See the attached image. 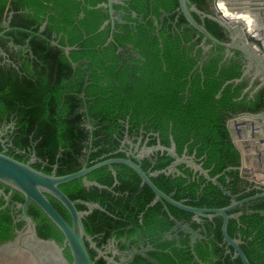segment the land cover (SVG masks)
I'll return each mask as SVG.
<instances>
[{
  "label": "trees",
  "instance_id": "1",
  "mask_svg": "<svg viewBox=\"0 0 264 264\" xmlns=\"http://www.w3.org/2000/svg\"><path fill=\"white\" fill-rule=\"evenodd\" d=\"M100 1L0 0V30L10 26L6 34L13 42L32 51V55L28 51L22 54L18 48L19 55H15L12 49L7 50L15 65L0 61V120L14 118L15 142L21 145L30 142L36 156L45 160L43 167H40L41 161L33 163L34 167L50 173L56 164V174H64L80 168L86 155L87 165H90L121 154L117 148L126 123L129 133L139 127L144 132L156 131L159 142L164 145H169L171 135L178 153L187 143L188 151L195 149V155H203V166L210 167L211 175L230 165L218 179L233 193L240 191V182L248 180L240 175L239 153L226 120L233 114L254 112L264 107V84L249 93L259 78H255L246 89L250 79L242 75L245 58L241 51L232 48V53L225 55L224 46L211 44L203 65L194 69L188 79L187 74L198 60L202 47L198 46L195 54L191 50L202 35L188 23L182 12H171L178 0H122L113 3V7L126 13L121 16L124 21H114L112 39L106 43L110 23L97 30L109 16L107 8L94 7ZM210 1L188 0L208 12ZM162 10L170 11V14L163 18L157 35L152 15L158 22ZM8 11L12 15L5 25L1 20ZM150 13L152 15L146 18ZM192 14L212 35L228 39L227 30L217 21L208 17L201 19L193 11ZM167 19H170L169 23ZM53 31L55 37H51ZM55 38L57 43L53 44L51 39ZM4 41L6 39L0 37L2 46ZM127 44L143 57L130 55L132 65L126 58H122L119 64L121 53L116 49ZM60 45L74 47L67 56ZM79 59L84 60L85 69L82 64L72 65ZM238 77L240 79H236ZM88 80L90 82L84 85ZM81 90L87 96L85 99L80 95ZM86 117H89L90 127ZM154 142L156 138L150 137L148 143ZM172 158L166 150H158L152 166V161L144 157L141 167L146 171L160 169ZM111 166L115 169L116 182L107 164L86 173L88 179L110 188L84 185L81 177L58 185L75 200L78 209L87 208L82 200L96 201L102 206L93 207L82 216L84 229L90 235L102 232L100 239L108 235L129 236L136 232L141 236H152L169 226L157 225L153 219L165 211L164 204L174 214H190L162 200L145 208L154 195L151 188L144 183L138 190L140 176L129 165L112 162ZM188 169L186 165L184 172L190 175ZM150 178L162 191L170 193L173 190V198H185L192 205L222 206L230 199L229 194L211 181L202 188V194L197 193L202 177L187 180L182 173L159 172ZM256 191L251 188L239 197ZM47 195L55 208L70 221L65 207ZM248 207L264 209V196L249 200ZM28 211L37 218L43 216L45 225H54L36 204L30 205ZM215 220L216 225H207L210 231L205 233L208 234L206 243L211 247L204 249L195 244L196 254L210 264H241L239 256L225 252L222 218L218 215ZM0 225L6 223L2 221ZM237 231L241 233L240 246L249 262L264 264V217L257 212L241 214L239 220L230 217L227 232L234 236ZM49 232L52 230L43 229L39 233L46 236ZM188 246L174 247L172 254L165 253V263L190 264L192 253ZM91 252L95 251L91 249ZM156 257L160 264H165ZM192 264L199 263L194 261Z\"/></svg>",
  "mask_w": 264,
  "mask_h": 264
},
{
  "label": "water",
  "instance_id": "2",
  "mask_svg": "<svg viewBox=\"0 0 264 264\" xmlns=\"http://www.w3.org/2000/svg\"><path fill=\"white\" fill-rule=\"evenodd\" d=\"M218 1L222 2L228 10L238 13V15H225L223 10L218 6ZM115 2H122V0H102L94 5V7L103 6L107 8L109 14L108 18L104 19L97 29L99 30L108 22L110 23V32L105 43L112 39L114 21H124L121 17V12L113 7V3ZM212 3V12L204 11L198 8L194 3L188 2V0H178V5L175 7V10L182 12L188 23L195 27L202 35L199 43L202 47L201 54L196 63L189 70L187 78L190 79L193 70L202 66L204 59L209 53V46L216 43L225 47V55L231 53L232 48L240 50L245 58L246 69L254 67L255 74L262 73L264 80V0H212ZM192 11L196 12L201 19H203V17H208L221 24L227 30L228 39H219L212 35L204 26L203 22L198 21L193 16ZM80 14H82V11ZM10 16L11 12H9V18ZM244 16L251 18V24L246 21ZM43 25L41 28H43ZM8 28H10V26L6 29ZM4 30L0 31V36L3 35ZM156 33L159 35L158 31ZM207 40L209 42H206ZM52 42L56 43V41ZM9 43L15 47L18 46L11 38L9 39ZM159 45L162 47L160 37ZM72 47L74 46H64V52L66 55ZM117 49L122 52L120 46ZM1 52L5 53L4 51ZM245 72L246 70L242 72V75ZM240 77L236 79H240ZM228 81L229 80L225 81V83ZM188 84L189 81L186 88ZM83 95L84 93L82 91L81 96L83 97ZM83 109L87 112L86 106H84ZM87 119L89 120V117ZM226 126L232 141L238 147L242 155V163L239 166L242 171V176L253 181V188L258 189V191L237 200L235 195L232 194L229 189H226L217 177H211L206 169L200 164L186 159L187 163H191L195 170L202 172L204 176L216 184L221 190L230 194V202L220 207H197L189 205L183 201L184 199L177 200L173 198L171 194L162 191L151 180L150 176L156 175L158 172L169 173L172 169L175 170L176 167H173L172 163L179 160H185L184 156L180 157L174 150L175 145L171 136L170 146L162 145L159 142L155 146L165 149L172 155V157H174V160L167 167L153 170L151 172H146L141 167V160L144 156V154L141 153L129 154L124 151V155L105 157L90 165L84 163L80 168L74 171L64 174H56L55 168L52 172L46 173L41 169L32 166L30 161H22L0 151V182L21 192L24 196V201L20 202L18 205L22 208V216L28 225L26 230L19 232L15 237V240L0 245V253H12L14 251H19L21 253L27 251L30 253V256L33 255L35 258L37 257L36 261H38L37 263L39 264H96L89 256L84 240H87L89 245L93 246L98 252H100V249L95 246L91 236L86 233L82 222V216L90 212L93 207L102 208V206L96 201L82 200L87 208L78 209L75 205V200L71 199L62 189H60L58 184L76 177H81L82 184L84 185L95 184L98 187L110 188L106 184L100 183L97 180L88 179L86 173L98 166L107 164L111 168L114 175V182H116L115 169L112 168L111 163L122 162L132 167L139 174L140 183L138 190H140L142 185L146 183L153 191L154 195L145 208L154 204L158 200H162L165 203L192 212L194 217H197L200 214L208 216L216 214L221 215V233L223 241H226L227 245H229L226 251L232 252V256H239L241 264H251L240 246V242H242L241 239L231 237L228 234L227 221L230 216L238 217L241 213L257 212L264 217V209H251L245 207L247 201L264 196V109L258 112L245 111L230 116L226 120ZM126 133L122 141H127L131 144L132 141L127 138ZM123 143L124 142H122V144ZM155 146H148L144 141L142 148L152 150ZM252 173L259 174L260 176L253 175ZM47 194L56 198L65 207L70 216V221H68L53 206L48 199ZM29 200H32L61 231L63 241L69 249L71 260L67 259L63 254L62 247H60L54 240L45 239L36 233L31 217L26 214V204ZM235 206L239 207L238 211L227 213V210ZM182 229L190 230L192 239L193 235H198L195 230L187 225H182ZM192 245L193 241L190 243L191 251L198 259ZM138 251L142 252L140 249ZM142 253L157 263L153 257L145 252ZM198 260L201 264H207L200 259Z\"/></svg>",
  "mask_w": 264,
  "mask_h": 264
},
{
  "label": "flooded vegetation",
  "instance_id": "3",
  "mask_svg": "<svg viewBox=\"0 0 264 264\" xmlns=\"http://www.w3.org/2000/svg\"><path fill=\"white\" fill-rule=\"evenodd\" d=\"M211 4H213L212 0L210 1V11L209 12L213 11ZM119 11L121 12V16L126 13V11H124L122 9H119ZM173 11H176L175 8L171 12H173ZM9 12H11V11H8L4 15V17L2 18V20H1L2 24H5V25L8 24L9 19H10L9 18ZM134 13L135 12H132V15H135ZM169 14H170V11L162 10L160 13L158 22H157L156 16L152 15L151 13L146 17V18H149V16H151V15L153 16L154 23L157 25L155 33L160 28V26L163 22V18L165 16H168ZM11 15H12V12H11ZM45 22L46 21L44 20L42 22L41 26L43 24H45ZM169 22H170V19H167V23H169ZM173 24L174 23L172 21L171 25H173ZM7 27H9V26L7 25L6 27L1 29L0 31L6 29ZM6 31H7V29L4 30L3 35L0 36L1 38L6 39V41H4V46H2L0 44V55H2L0 58L1 62H11L12 64L15 65V62H13L10 59V57L8 56L9 53L7 50H11V49L13 50L12 52H13V54L15 53V55H19L18 54L19 52L17 51L18 48L21 49L22 54H24L26 51H28L29 54L32 55V51L29 50L27 47H25V45L17 44L18 46H16V47L11 45L9 43V39L10 38L12 39V37L10 35L6 34ZM55 36H56V34L53 31L51 33V37H55ZM194 38L195 37H193V39ZM12 41H13V39H12ZM52 41H56V43H57V38L51 39V42ZM200 41H201V39H200ZM200 41L192 48V50H191L192 54L196 53L197 47L200 46V44H199ZM56 43H53V44H56ZM5 45H6V47H5ZM64 46H61L63 48V52H64ZM120 47L122 48V52L118 51V49H116V51L121 53V60H120L121 63H122V58H126L128 60V62L132 65L133 61L129 58L130 55H134L140 59L143 58L142 56H140V54H138L136 52L137 51L136 48H133L131 46V44H127L124 47H122V46H120ZM1 51H4L5 53H2ZM68 53H69V51H68ZM209 53H210V50H209ZM231 53H232V51H231ZM200 54H201V51H200ZM67 56H68V54H67ZM83 61H84L83 59H79L77 61L72 62V65L75 66L77 64H82ZM120 61H119V64H121ZM82 67L85 69L86 65L82 64ZM244 70H246V72L243 75L249 76V79H250L249 84L246 87V89L249 88V86L252 84V82L255 78H259V81L254 85L252 90L249 92L251 94L260 85L264 84L263 76H262V73L255 74L254 67L246 69L245 61H244V65H243V71ZM88 73L89 72L87 71L85 78H87ZM88 82H90V81L89 80L86 81L84 85L88 84ZM186 90H187V88H185V92H186ZM82 91L84 93V90H81L80 95H81ZM85 97H87V96H85V93H84L83 98L85 99ZM263 109H264V107H262L261 109H259L257 111H254V112L262 111ZM243 112H245V111H243ZM249 112H251V111H249ZM236 114H238V113H236ZM233 115H235V114H233ZM233 115H231V116H233ZM124 124H125L124 134H123V137H122V139L119 143V146L117 148V150L120 151L121 154H117V155H124L125 152H127L129 154L141 153V154H144L142 159L144 157H148L152 161L151 162V166H152V164L154 163L155 157H156V152L158 150L160 152L165 150V149L158 148L155 146L159 142L158 133L156 131L144 132V129L142 127H139L137 130H133L132 132L129 133V131H128L129 126L126 123H124ZM87 126L90 127L89 120L87 121ZM126 131H127V133H126ZM16 133H17V131L14 129V118L13 117L10 116L7 119L2 118L0 120V151L4 152L10 156H13L14 158H17L19 160L30 161L31 165L37 161H41L40 167H43V165L45 164V160H41L38 156H36L33 148L31 147L30 142L25 143L23 145L15 142L14 138H15ZM125 133L127 134V138L132 141L131 144L128 143L127 141H122L124 136H125ZM31 134H33V131ZM150 137H155L156 142L148 143V140ZM144 141H145L146 145L155 146V147L152 150L142 148ZM122 142H124V143L122 144ZM162 145H164V144H162ZM174 145H175V143H174ZM166 146H170V143H169V145H166ZM235 147L237 148L238 153H239V158H238V160H239L238 168H239V166L242 163V157H241L242 155H241V152L238 149V147L236 145H235ZM174 150L176 151L175 148H174ZM176 153L180 157L184 156L185 160H179V161L172 163V166L176 167V169L175 170L172 169L170 172H176V174L182 173L183 175H185L187 177V180H190L193 178L200 179L202 177V181H200L199 188L196 189V192L200 193V194H202V188L205 186V184H207L211 180H209L206 176H204V174L202 172H199V170H195V168L191 165V163H189V162L187 163L186 159L189 161H194V162L200 164L204 169H206L207 173L211 177H217V179H218V176L221 173H223L225 169L230 168V165H228L222 171H219V172L211 175L209 173L210 167H204L203 166V155H198V156L195 155V149H192L191 152L188 151L187 143H185V145L182 148V151L180 153H178L177 151H176ZM86 156L84 158H82V160H81L82 164H84V163L87 164ZM173 160H174V157L165 167L170 165ZM141 162H142V160H141ZM181 163H183V165L180 166ZM186 165L189 168L188 170H190V175H188L187 173L184 172ZM54 168H56V164H53V168L51 169L50 172H52V170ZM153 170H158V169L154 168V169H150L149 171H146V170L145 171L151 172ZM239 172H240V175L242 176V173H241L242 171L240 168H239ZM253 175L260 176L259 174H253ZM242 177H244V176H242ZM228 178L229 177L227 176V180H228ZM247 180L248 181L240 182L242 189L236 193H233L228 188V186H226L224 184H223V186L226 189H229L231 191V193L235 195V198L237 200H239L242 197L248 196V195H243V196L239 197V195H241L243 192L248 191L249 189L253 188V181H251L249 179H247ZM172 191L169 194L172 195ZM221 191H223V190H221ZM257 191H258V189H257ZM16 194L18 195V197ZM47 197L49 199L48 195H47ZM197 198L199 199V196ZM180 199H184L183 201L185 203H187L185 198H180ZM180 199H177V200H180ZM23 201H24V196L22 195L21 192H19L15 189L9 187L8 185L0 182V224L2 223V221H4L6 223V225H0V245H2L3 243H7L9 241L15 240V237L19 234V232H22L28 228V225L22 216V208L18 205L20 202H23ZM229 202H230V199H229ZM187 204H189V203H187ZM30 205L35 206V204L32 200H29L26 204V214L31 217V219L34 223L36 233L45 239L54 240L60 247H62L63 254L67 257V259L71 260L69 249L63 241V235L61 234V231L55 225H45L46 220H43V216H39V218H37V216H34L33 214L29 213L28 207ZM189 205H192V204H189ZM193 206H197V207H220V206H207V205H193ZM222 206H224V205H222ZM174 207L176 209H181V208H178L176 206H174ZM245 207H248V201L245 203ZM233 208L227 210V213H233V212L238 211V209H239L238 206H235ZM164 210H165L164 212L158 213L157 215H155L153 217L154 223L157 225H165L166 224L169 226L166 229L159 230L157 233L153 234L152 236H141L140 234H138L136 232L135 234H131L129 236H126L125 234L119 235L117 237H115L114 235H108L104 239H100L102 232H95L92 235H90L89 233L86 232L87 234H89L91 236V239L94 241L95 246L100 249V252H98L93 246L89 245V242L87 240H84L89 256L92 258V260H94V262L96 264H99V261L101 262L100 264H151V263L160 264V262L156 256L160 257L163 260V262L165 263V260L167 259L165 256V253L169 252L172 254V249L174 247H176V249L181 248V246H184V248H186V245L188 244L189 245L188 248H189L190 252L192 253L191 246H190L191 241H193L192 247H193L194 252H195V249H194L195 244L200 246V248H204V249H205V247H209V248L211 247L210 243L209 244L206 243V241L208 242V236H207L208 234L206 235L205 233H208L210 231L209 230L210 228L207 227V225H216L215 216H218L219 214L212 215V216L200 214L197 217H194L192 212L184 210V209H181V210L190 212V214H187V213L181 214L180 212H177L174 214L173 212H171L169 210V208L166 204H164ZM241 214H244V213H241ZM241 214H239V216ZM41 215H44V214L42 213ZM239 216L235 217V218L237 220H239ZM230 217H233V216H230ZM182 225H187V226L191 227L193 230H195L198 233V235H193V239H192L191 238V231L182 229ZM43 229L52 230V232H49V234H47L46 236H42V235H40L39 232H40V230H43ZM94 237H97V238L95 239ZM231 237L240 238L242 241L241 233L239 231H237L236 234L234 236H231ZM197 240H199V242H197ZM181 242H184V244H182ZM223 242H224V246H225V252H227L226 249L229 247V245H227L226 241H223ZM91 249H93V251H95V252L94 253L91 252ZM139 249L142 250V252H145L146 254L153 257L157 261V263L154 262L153 260L149 259L142 252L138 251ZM195 254H196V252H195ZM231 254H232V252H231ZM154 255H156V256H154ZM197 257H198V259H200L198 255H197ZM198 259L192 253V258L190 260V264H192L194 261H197L199 264H201ZM175 261H176V258H175ZM177 262H179V261L177 260ZM168 263H169V261H168ZM205 263L210 264L209 262H205Z\"/></svg>",
  "mask_w": 264,
  "mask_h": 264
},
{
  "label": "rangeland",
  "instance_id": "4",
  "mask_svg": "<svg viewBox=\"0 0 264 264\" xmlns=\"http://www.w3.org/2000/svg\"><path fill=\"white\" fill-rule=\"evenodd\" d=\"M211 7L213 8V4H211ZM32 256L27 251L21 253L19 251L0 253V264H39L36 261L37 257Z\"/></svg>",
  "mask_w": 264,
  "mask_h": 264
},
{
  "label": "bare ground",
  "instance_id": "5",
  "mask_svg": "<svg viewBox=\"0 0 264 264\" xmlns=\"http://www.w3.org/2000/svg\"><path fill=\"white\" fill-rule=\"evenodd\" d=\"M217 3H218V6L223 10L225 15H227V16H237L238 15V13H236V12L234 13L233 11L228 10L222 2L218 1ZM244 17H245L246 21L249 24H251V22H252L251 18H249L247 16H244Z\"/></svg>",
  "mask_w": 264,
  "mask_h": 264
}]
</instances>
